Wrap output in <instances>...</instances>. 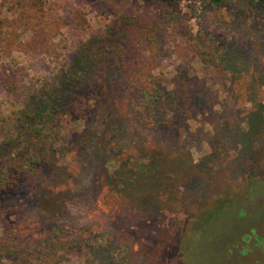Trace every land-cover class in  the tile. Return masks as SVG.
<instances>
[{
	"label": "rangeland",
	"instance_id": "374dc122",
	"mask_svg": "<svg viewBox=\"0 0 264 264\" xmlns=\"http://www.w3.org/2000/svg\"><path fill=\"white\" fill-rule=\"evenodd\" d=\"M22 1L28 10L41 9L58 33L51 49L42 53H7L0 46V161L6 165L13 164L22 146L6 144L17 135L24 111L36 112L44 88L56 91L74 58L90 38L103 33L114 11L94 1ZM173 1L195 34L211 25L220 45L234 49L238 44V52L247 58L259 55L255 48L262 43L246 33L245 20L219 21H230L238 8L235 3L226 5V17L218 20L202 0ZM20 8V0H0V18L13 19ZM205 10L209 12L200 22ZM187 31L159 30L154 54L143 55L142 65L168 78L165 89L169 97L178 95V105L155 117L167 125L144 127L133 114L125 121L133 139L143 144L123 181L105 154L83 149L90 141L105 147L109 137L103 126L89 129L95 124L91 118L84 128L76 120L77 111L61 130L63 137L50 139L33 175L0 196V237L21 224L24 243L44 242V254L60 258L59 264H96L88 253L94 242L110 243L122 264H239L238 256L247 252L245 242L260 245L251 228L237 233L245 217L237 210L243 195L246 207L264 203V94L257 104L237 103L229 82L213 78L196 59ZM258 69L264 72V61ZM8 81L17 86L16 95L8 90ZM96 90L92 83V98ZM106 96L103 92L102 98ZM109 110L108 122L117 118V110ZM112 185L122 193L116 200L109 193ZM249 187L262 191L263 197L258 193L261 198L249 201ZM70 230L89 236L72 240ZM7 262L0 259V264Z\"/></svg>",
	"mask_w": 264,
	"mask_h": 264
},
{
	"label": "trees",
	"instance_id": "16d2710c",
	"mask_svg": "<svg viewBox=\"0 0 264 264\" xmlns=\"http://www.w3.org/2000/svg\"><path fill=\"white\" fill-rule=\"evenodd\" d=\"M84 1L114 7L113 19L103 33L90 38L85 48L74 58L56 91L47 88L41 90L42 99L36 112L32 113L29 108L24 111V122L17 135L6 144L11 146L17 142L22 146L16 150L13 164L6 165L0 161V196L33 175L46 155L50 139L53 136L57 139L63 137L61 130L68 127L77 111L80 116L76 120L82 122L84 128L91 118L95 124L89 129L103 126L109 137L105 147H98L90 141L85 143L83 149L88 154H105L107 160L113 161L118 167L116 173L119 181H123L130 160L143 144L133 139L130 126L125 121L133 114V117L138 115L137 122L144 127L153 129L167 125L156 122L155 117L168 111L169 105H178V95L169 97L171 94L165 89L168 78L164 74L156 75L145 64L142 65L145 53L154 54L157 48L156 33L161 29L180 30L188 27L190 31L186 32L187 38L194 56L213 78L220 77L229 82V92L237 103L257 104L262 99L264 72H260L258 67L264 61V53H260L264 48V25L261 24L264 23V0H202L205 6L214 10V18L218 20L219 16L226 17L222 12L226 5L236 4L238 8L230 21L227 22L225 18L219 21L227 24L247 22L246 33L262 43L260 48H255L259 55L250 58L238 52L241 49L238 44H233L234 49L220 45L211 25L201 26V32L195 34L192 25L182 17L181 10L173 0ZM24 3L20 0L21 8L15 18H0L2 50L7 53L49 51L51 41L58 32L41 9L28 10ZM203 12L200 22L209 11ZM28 33L31 38L22 40ZM92 83L97 86L93 98L90 96ZM7 88L17 94V86L13 82L8 81ZM103 92L107 94L105 98H102ZM98 93L100 97L96 96ZM92 99L94 102L90 104ZM111 106L117 110V118H111L108 122L106 115ZM109 193L115 200L122 194L116 185L110 186ZM23 227L20 224L18 228L4 230V236L0 237V259H6L7 264H25V261L29 264H59L60 258L44 254V242L32 245L24 243L23 233L26 230ZM82 235L89 236L83 231L70 230L72 240L75 237L81 239ZM88 253L89 260H95L96 264H122L110 243L94 242Z\"/></svg>",
	"mask_w": 264,
	"mask_h": 264
},
{
	"label": "flooded vegetation",
	"instance_id": "af4514ba",
	"mask_svg": "<svg viewBox=\"0 0 264 264\" xmlns=\"http://www.w3.org/2000/svg\"><path fill=\"white\" fill-rule=\"evenodd\" d=\"M248 191H251L252 193H246L250 197L249 201L251 199L255 198H261L263 197V192L258 191V189H251L250 187L247 189ZM261 190V189H260ZM259 193V196H257ZM241 199L242 201V207H240L238 211H242L244 213V224L240 225L238 224L237 229L239 230L237 233H245L248 231V229H252L254 231L255 237L257 240L260 241V245L257 243L256 245L254 242L249 241L245 242L247 252L243 254V256L239 255L238 258L240 259L239 264H264V203L259 205H254L253 203L250 204L248 207L245 206L246 204V198ZM264 200V197L262 198Z\"/></svg>",
	"mask_w": 264,
	"mask_h": 264
}]
</instances>
